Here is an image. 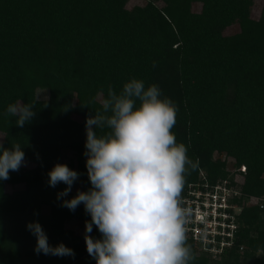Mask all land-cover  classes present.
Returning <instances> with one entry per match:
<instances>
[{
    "label": "trees",
    "instance_id": "obj_1",
    "mask_svg": "<svg viewBox=\"0 0 264 264\" xmlns=\"http://www.w3.org/2000/svg\"><path fill=\"white\" fill-rule=\"evenodd\" d=\"M127 1L0 0V133L5 147L21 144L34 164L0 181V264H96L85 230L65 227L68 219L85 227L90 215L62 201L91 187L86 117L109 86L119 92L130 78L157 84L177 106L172 131L199 162L186 175L182 199L204 182L227 180L241 192L230 202L240 208L231 246L210 258L188 237L192 264H264V3L254 19L255 0H145L130 9ZM235 25L236 33H224ZM12 103L35 104L23 128L6 114ZM57 163L79 173L59 199L67 185L47 183ZM32 221L74 258L37 255L26 228ZM90 235L100 238L95 225Z\"/></svg>",
    "mask_w": 264,
    "mask_h": 264
},
{
    "label": "clouds",
    "instance_id": "obj_2",
    "mask_svg": "<svg viewBox=\"0 0 264 264\" xmlns=\"http://www.w3.org/2000/svg\"><path fill=\"white\" fill-rule=\"evenodd\" d=\"M99 104L85 121L84 155L91 187L62 201L70 211L82 204L91 217L85 221L84 235L89 256L96 264H192L195 256L186 228L191 209L183 205L182 192L186 175L199 162L188 156L187 146L172 131L176 104L157 84L146 86L137 78H130L119 92L109 86ZM6 114L23 128L36 115L35 104H9ZM26 165L21 144L5 147L0 141V181ZM47 175L50 187L67 185L57 193L58 199L67 196L79 178L62 163ZM93 225L99 239L90 235ZM26 228L36 238L37 255L74 258V251L63 243L50 245L38 222H28Z\"/></svg>",
    "mask_w": 264,
    "mask_h": 264
},
{
    "label": "built area",
    "instance_id": "obj_3",
    "mask_svg": "<svg viewBox=\"0 0 264 264\" xmlns=\"http://www.w3.org/2000/svg\"><path fill=\"white\" fill-rule=\"evenodd\" d=\"M244 170L242 167L241 171ZM201 188L191 189L189 197L182 199L183 205L191 209L187 237H191L200 250L212 253L216 249L221 254L224 248L231 246L227 239L237 228L234 215L240 212V208L230 202L240 197L241 192L227 180L214 186L204 182Z\"/></svg>",
    "mask_w": 264,
    "mask_h": 264
},
{
    "label": "rangeland",
    "instance_id": "obj_4",
    "mask_svg": "<svg viewBox=\"0 0 264 264\" xmlns=\"http://www.w3.org/2000/svg\"><path fill=\"white\" fill-rule=\"evenodd\" d=\"M263 3H264V0H255V6L252 9V14H251L252 18H254V19H258L259 18L260 9H261ZM143 4H145V0H128L127 3H126V7L128 9H130V8H132L134 6L143 5ZM192 9H193V11L198 12L200 10V4H193ZM238 29H239V27L235 25V26H232V27H229L228 29H226L224 33L227 34V35L233 34V33H236L238 31ZM38 97L46 98L47 97V93L45 91H43V90H40L38 92ZM2 140H3V134L0 133V141H2ZM68 157H69V154H66V158H68ZM215 158L223 159L224 155L216 154ZM24 167L31 168V167H34V164H31V163L27 162V165L24 166ZM234 182L235 183L238 182L237 181V177L234 178ZM232 186L235 187V185H232ZM250 202L251 203H253V202L256 203L257 200L250 199ZM43 209H44V211H46L47 208L45 207ZM65 227L67 229H69V230L71 229V230H73L75 232H83L85 230V227L76 219H71V220L68 219V220H66L65 221ZM196 248L198 249V252L201 253L200 248L198 246ZM218 253H219V251L214 249V251L210 255V258H217L218 259L219 256H220V254H218ZM250 263H251L250 260H246V264H250Z\"/></svg>",
    "mask_w": 264,
    "mask_h": 264
}]
</instances>
